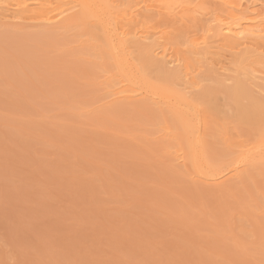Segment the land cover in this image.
Listing matches in <instances>:
<instances>
[{
	"label": "rangeland",
	"instance_id": "374dc122",
	"mask_svg": "<svg viewBox=\"0 0 264 264\" xmlns=\"http://www.w3.org/2000/svg\"><path fill=\"white\" fill-rule=\"evenodd\" d=\"M141 1L102 3L142 9ZM203 1H163L187 7L185 22L149 14L150 31H164L185 70L195 67L187 46L205 32L202 15L223 8ZM13 4L0 9V264H264V132L237 120L224 89L242 69L264 74V41L241 52L214 47L194 89L153 67L143 74L135 50L133 87L152 93L128 98L114 59L99 55L93 22L62 28L71 16L45 28L14 20ZM180 94L195 112L197 155L223 166L207 179L184 158L180 130L156 119L189 109Z\"/></svg>",
	"mask_w": 264,
	"mask_h": 264
},
{
	"label": "bare ground",
	"instance_id": "6f19581e",
	"mask_svg": "<svg viewBox=\"0 0 264 264\" xmlns=\"http://www.w3.org/2000/svg\"><path fill=\"white\" fill-rule=\"evenodd\" d=\"M7 1L8 0H0V9L4 8V4L6 6ZM13 1L16 3L13 5H16L15 8L19 10L18 14L21 16H13L14 20L21 21L24 17H27L28 19H35L42 27L46 28L54 26L55 28V25L62 24L61 21H64L65 19L68 20L69 17L72 16L70 21L66 22L68 24L64 23L65 25H60L65 29L68 27L67 25H69L68 28H70L72 24L88 25L93 22L88 31L103 33L102 36L96 34L97 39L101 38L100 40L104 46V49L100 51L99 55L103 59H114V62L120 69L121 76L123 77L122 82L125 83L127 87L129 86L128 90L122 92L120 90L118 93H125L124 95L128 98L137 95L139 91L138 94L142 95L146 94V92L152 93L151 90L142 85L136 89L133 87L135 85L132 73L133 67L129 65L128 59L134 54L135 50L140 56V61L143 66L140 71H142L143 74H145L147 69L153 67L168 80L180 79V82H183L182 85H185L183 87L184 89L185 87L191 88L193 85H202L203 81L202 79H199L198 75H200L199 73L201 72L203 73V71L204 74L206 71L210 72L211 67H213V63L209 61L211 60V55H213L212 49L214 47L220 50H240L239 52H241L243 48H248L251 45H256L259 41H264V0H217L218 3L215 2L216 0H213L216 5L219 4L218 6H222L223 8L219 11L221 13L212 12V14H205L207 17L210 16L208 18L205 16L204 18L203 15L202 17L200 16L201 19H206L205 32H203L204 34H201L202 36L200 35L201 37L199 36L198 39L194 38L189 42L187 46L188 53L190 58L195 62V67L191 69L188 66L185 70L184 58L179 55L177 56L174 54L175 52L171 53L167 50L166 44L168 43H165L167 41H165V39L167 38L165 37L164 31L161 33H159L160 31L155 33L151 32V26L148 27V25L153 20L149 19V14L156 13L159 14L160 17V14L163 12H166L168 16H171V19L173 17V20L177 19L176 22L179 19L181 22H185L186 19L184 21L183 18L188 17L187 14L189 15V13L186 10L187 14L185 13L186 17H184L183 12H185L184 9L187 7H183L180 10L170 9L169 6L167 7L163 4L164 0H140L144 3L142 9L141 7H136L137 9H134L136 5L132 7L130 5L113 6L106 2H104V4L102 3V0H97L104 5L102 8H99L96 0ZM201 1L203 0H200V3ZM195 4L196 2L193 4L196 7ZM31 6H34L35 8L29 9ZM203 7L205 8V6ZM196 8L194 12L193 10L190 11L197 14L199 8ZM166 14L165 16H167ZM199 14L202 13L199 12ZM161 15L163 16V14ZM143 16L145 18H143ZM152 16L153 14H151L150 18ZM60 26L58 27L59 29H61ZM213 42H220L222 44L213 46ZM170 49L171 48H169V50ZM253 54V51L248 50L239 56L238 63L243 64L250 59ZM110 65L113 66L114 64ZM244 70L245 69H242L243 72L240 76L236 77L230 75V78L228 77L230 81H235L232 87H229L228 84H226L228 79L225 81L219 78L215 81L225 87H229L224 89L226 95L236 108L235 117L237 120L251 129L264 132V96H262L264 94V74L261 73L260 70V72L257 71L254 67ZM218 71L219 70H217V72ZM242 74H248V78L250 77L249 80L247 79V81H245L241 78ZM188 80H192L190 86H186L185 84L189 83ZM117 85L118 83L114 84L113 88ZM254 87L259 89L258 96L253 89ZM186 89L182 92L188 93V91H190L189 89ZM133 93H135V95ZM182 94L178 95V100L189 109L184 111V113L183 111L179 112L175 110L176 114L172 113V116L169 114L168 110H164L161 116L156 119L163 118L172 129L180 130L182 135V142L180 141V143L190 151L189 157H186L187 153L184 152V158L188 160L194 172H196L195 174L198 173V175H202V177L204 176L205 179H207L216 175L217 172H220L223 166L221 167L216 164L214 166L210 165L209 162L203 159L199 153L197 155L195 148L198 146V133L197 128L192 124V117L195 116V112L190 109L192 104L187 100L185 94ZM201 99L205 101L206 95H203ZM236 164L237 163L231 165V167L229 165V168H235Z\"/></svg>",
	"mask_w": 264,
	"mask_h": 264
}]
</instances>
